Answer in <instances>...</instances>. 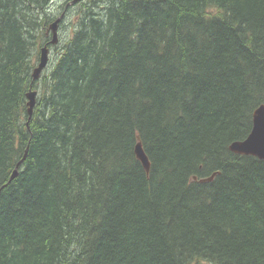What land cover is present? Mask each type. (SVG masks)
<instances>
[{"label": "trees", "instance_id": "16d2710c", "mask_svg": "<svg viewBox=\"0 0 264 264\" xmlns=\"http://www.w3.org/2000/svg\"><path fill=\"white\" fill-rule=\"evenodd\" d=\"M53 2L0 0V264H264V160L230 150L264 104V0Z\"/></svg>", "mask_w": 264, "mask_h": 264}, {"label": "water", "instance_id": "95a60500", "mask_svg": "<svg viewBox=\"0 0 264 264\" xmlns=\"http://www.w3.org/2000/svg\"><path fill=\"white\" fill-rule=\"evenodd\" d=\"M80 0H75L77 2ZM63 16H60L55 22H53L50 26V31L52 33V40L50 42L51 45H56L59 43V23L62 20ZM49 64V48L46 45L41 50V57L37 68L33 74V80L36 81L39 79L43 70ZM36 91H31L28 94L29 99V115L30 117L33 114V110L36 103ZM230 150L238 155L243 156H253L258 159L264 160V104L259 106L254 112L253 116V128L249 136L242 140L236 141L230 145ZM136 155L138 159L142 162L144 168L147 172L150 170V162L148 157L146 156L143 147L140 143L136 146ZM218 173H213L211 176L207 178H202L200 182L206 183L211 182L215 179ZM17 176V171L14 172L11 179H14ZM195 180H197L195 178Z\"/></svg>", "mask_w": 264, "mask_h": 264}, {"label": "rangeland", "instance_id": "374dc122", "mask_svg": "<svg viewBox=\"0 0 264 264\" xmlns=\"http://www.w3.org/2000/svg\"><path fill=\"white\" fill-rule=\"evenodd\" d=\"M74 1L75 0H54L53 4H54L55 7L56 6H61L63 4L64 5L67 4V5H69L72 8L73 7H76V8L78 7L79 8L83 4L82 2H84V1L86 2L87 0H80V1H77V2H74ZM76 8H75V11L77 10ZM54 12H56V10H54ZM59 13L56 12V14H59ZM62 15H63V18H64V14H60L59 17L62 16ZM72 16H70L69 18H67L65 20V22H64V24L62 26L63 28H61L59 30V32H58V34H59V40L61 41L62 44L65 43L69 39V37L71 35V29H72L73 23L75 22V17H72ZM57 45L60 46L59 43ZM49 57L50 58H49V65H48V67L51 66L52 63L53 64L55 63V61L57 59L56 51L53 50L51 52V54L49 55Z\"/></svg>", "mask_w": 264, "mask_h": 264}, {"label": "bare ground", "instance_id": "6f19581e", "mask_svg": "<svg viewBox=\"0 0 264 264\" xmlns=\"http://www.w3.org/2000/svg\"><path fill=\"white\" fill-rule=\"evenodd\" d=\"M69 6V5H68ZM52 35V34H51ZM51 42V41H50ZM50 53V52H49ZM44 71V70H43ZM32 91V90H31ZM142 163V162H141ZM150 171V170H149Z\"/></svg>", "mask_w": 264, "mask_h": 264}]
</instances>
